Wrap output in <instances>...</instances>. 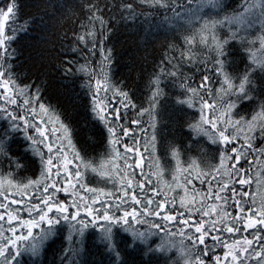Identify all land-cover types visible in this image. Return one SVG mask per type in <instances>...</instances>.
Wrapping results in <instances>:
<instances>
[{"label":"snow or ice","instance_id":"snow-or-ice-1","mask_svg":"<svg viewBox=\"0 0 264 264\" xmlns=\"http://www.w3.org/2000/svg\"><path fill=\"white\" fill-rule=\"evenodd\" d=\"M45 6L50 22L84 14L67 49L84 63L66 59L57 67L84 77L98 131L81 143L42 85L14 71L20 5L0 0V264H44L50 251L52 264H88L90 228L112 264H161L160 256L164 264H264V0ZM140 17L148 22L145 43H168L137 102L112 82L105 45L117 24ZM169 86L185 131L162 146L161 99ZM17 137L29 165L11 151ZM29 166L37 178L22 175ZM121 230L123 248L115 241Z\"/></svg>","mask_w":264,"mask_h":264},{"label":"trees","instance_id":"trees-1","mask_svg":"<svg viewBox=\"0 0 264 264\" xmlns=\"http://www.w3.org/2000/svg\"><path fill=\"white\" fill-rule=\"evenodd\" d=\"M18 3L20 5L19 17L16 24L12 25L18 29L16 39L11 45L16 53V59L12 62L14 71L24 78L25 83L36 81L37 84H41L45 89V96L57 107L62 118L75 128L80 142H91L98 129L87 108L88 95L81 87L84 77L80 74L65 76L62 69L57 67L61 60L66 59L79 60L80 63H84L82 56H77L67 50L68 44L72 43L73 32L79 31V24L84 20V14L80 13L78 17H73L69 13L60 21L50 22L52 10L46 8L45 0H18ZM228 3L235 7L240 0H228ZM141 10L146 11V9ZM105 15L107 17L108 13L106 12ZM147 28L148 22L144 21L143 17H140L135 24L121 22L116 25L105 45L106 48L112 50L110 68L112 82L123 84L125 90L129 91L137 102L148 92L149 78L160 60L163 59L166 51L165 45L168 43L163 38L145 43L142 37L146 34ZM65 33H67L66 37ZM62 43L64 44L63 49ZM96 59H100L99 55ZM164 92L166 96L161 99V122L158 125L162 146L173 138L182 139L185 131L179 127L178 123L182 120V116L173 106L174 89L169 86L164 89ZM101 95L103 96V93ZM109 95L111 96V93ZM113 104L121 107L115 100ZM113 104H109V108ZM137 136H139L138 130ZM17 141L11 145V151L21 157L22 164L29 165L31 157L24 153L22 139L17 137ZM129 143L131 144V141ZM90 155L95 156L98 162L103 159L102 155L97 156L91 150ZM191 155L193 157L198 155L195 148ZM32 172L33 168L29 166L22 175L30 178L39 176L38 171L36 177L32 176ZM255 190L254 186L253 191ZM60 196L63 198L62 193ZM126 236L127 234L122 230L115 233V241L119 247L125 246ZM154 240L155 243L159 242L157 238ZM84 245V258L88 264H112L113 257L100 243L98 231L90 228L85 234ZM59 246L60 241L58 240L54 247ZM42 259L44 264H52V252H48ZM137 259L139 260L140 257ZM165 259L166 257L160 256L161 264H164Z\"/></svg>","mask_w":264,"mask_h":264}]
</instances>
